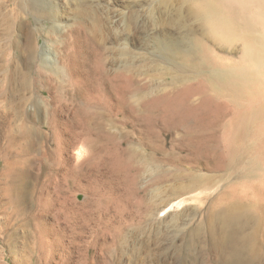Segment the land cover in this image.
<instances>
[{"label": "rangeland", "instance_id": "1", "mask_svg": "<svg viewBox=\"0 0 264 264\" xmlns=\"http://www.w3.org/2000/svg\"><path fill=\"white\" fill-rule=\"evenodd\" d=\"M157 1L47 0L45 24L58 29L38 37L45 71L20 56L22 36L19 47L0 41V111L28 99L21 107L30 112L38 98L83 151L78 159L64 151L57 164L44 139L26 156L29 195L10 237L2 223L11 206L0 196V264H221L209 236L215 213L248 210L264 220V173L238 174L229 163L242 151L243 114L264 102V82L236 99L215 90L190 52L196 24ZM14 118L13 133L25 116ZM47 122L44 115L37 124L48 133ZM253 234L247 253L261 237Z\"/></svg>", "mask_w": 264, "mask_h": 264}, {"label": "bare ground", "instance_id": "2", "mask_svg": "<svg viewBox=\"0 0 264 264\" xmlns=\"http://www.w3.org/2000/svg\"><path fill=\"white\" fill-rule=\"evenodd\" d=\"M174 2L175 0L157 1L161 7H166V9L172 6L180 23L190 22L191 20V22L196 24V28H192L194 29L193 37L191 38L192 44H189L192 45L190 48L192 51H189L191 54L193 52L197 57L199 70H205L208 73L212 82L211 85H213L215 90H222L228 93L232 99L233 96L248 95L253 86L255 87L256 84L264 82V0H178V3L175 4ZM51 10V5H49L47 0H10V8L8 10H4L3 4L0 3V22L2 26L3 23L5 24V27L0 29V41L3 40L4 43L8 42L13 46L19 47L21 43L18 37L22 36L25 40V48L20 50V56L25 57L24 61L28 66L34 65L38 71L47 69L43 61L44 57L37 51L38 37L41 35L42 30H45L50 35L58 29L54 23L48 24V22V25L45 24L51 19ZM182 25L184 26L185 24ZM174 47L179 49L180 53L184 51L185 54H188L183 44L181 46L177 43ZM173 48L170 46L168 51L171 53ZM231 60L234 62H232L233 64ZM17 72L18 70L14 75ZM56 72H58L56 74L63 73L62 70H56ZM25 78L28 79V77ZM25 88H28V86H25ZM214 92L215 94L218 93V91ZM37 99H31L35 105L30 112L21 107L28 99H25L17 109L14 108L15 110L0 111V139L3 138L8 141V144L0 143V196L4 199L6 205L11 206L10 212L13 215L8 220L9 213L5 211L7 217L2 223L5 237L13 235L12 231H16L19 227H17V220L20 223V216L25 214L24 201L29 195L25 189L27 186L26 179L30 173L29 168L32 166V157L26 156L35 149L37 143L39 145V142L46 139L54 144L55 152L58 154L57 164L65 162V158L62 159L64 151L68 154L69 150L73 148L72 153L70 152L71 155H68L75 159H78L83 154L81 147H75L79 140H74L75 138H72V135L70 137L65 133L68 136L66 137L63 132L57 129L54 125L56 124V119L54 120L51 117L49 110L40 107ZM23 115L25 119L20 124V128L13 133L10 117H16L13 120L20 122ZM44 115L48 119V133L37 124ZM263 121L264 102L257 104L255 108L243 114L239 129L242 138V151L229 161L230 166L234 165L233 169L237 170V173L238 169L244 170L249 167V172L253 169L251 172L254 174L264 173V155H262L264 153V126L257 125ZM61 141L63 144L66 143L64 148L63 146L61 147ZM251 166H256L257 168H252ZM36 178L37 181H41L39 175ZM192 179L194 184H196L197 177L195 176ZM36 190L37 185L30 190V193L35 192L37 194ZM260 193L264 197L262 191ZM247 195L248 193L245 195L246 199L250 196ZM259 210L260 217V214L264 213V206L260 205ZM35 212L36 209L33 207L29 215L34 220H36ZM255 214L248 210L234 211L233 214H228L226 210H218L215 213L209 227V236L211 237L212 247L222 253L220 255L221 259L218 257V262L220 261L221 264H263L264 220L261 221ZM258 230L261 232V237L258 238V242L257 238L256 240L254 239L257 247L255 251L247 253L248 237L251 233L250 240L251 237L254 238L255 235L253 233H257ZM254 240L252 239V241ZM252 244L254 247V243Z\"/></svg>", "mask_w": 264, "mask_h": 264}]
</instances>
